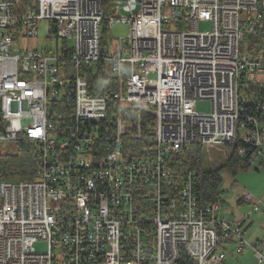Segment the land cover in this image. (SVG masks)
Listing matches in <instances>:
<instances>
[{
  "label": "built area",
  "instance_id": "built-area-1",
  "mask_svg": "<svg viewBox=\"0 0 264 264\" xmlns=\"http://www.w3.org/2000/svg\"><path fill=\"white\" fill-rule=\"evenodd\" d=\"M102 3L0 0V143L28 141L38 161L33 180H0V264H221L217 232L264 261V242L244 240L241 223L220 216L215 228L221 204L199 199L195 171L170 198L163 165L191 144L233 143L249 167L264 164V46L241 48L244 33L264 28V0H111L107 16ZM103 20L129 26L113 52L100 44ZM43 22L53 48L13 46ZM99 62L116 90L89 92L85 73ZM198 100L211 110L196 111ZM113 104L154 108L146 155L123 157L133 124L106 118ZM141 186L152 195L146 219L134 207Z\"/></svg>",
  "mask_w": 264,
  "mask_h": 264
},
{
  "label": "trees",
  "instance_id": "trees-1",
  "mask_svg": "<svg viewBox=\"0 0 264 264\" xmlns=\"http://www.w3.org/2000/svg\"><path fill=\"white\" fill-rule=\"evenodd\" d=\"M110 1L103 0L102 8L105 16L108 15ZM108 31L106 20H103L100 25V44L102 46H104L103 39L108 35ZM263 31L264 28L256 33H244L241 48L246 47L250 52L261 49L264 46ZM95 70H89L85 73L90 93L108 88L117 89L118 83L106 74L103 62H99ZM246 84L248 85V93L254 91L257 94L260 93L261 84L253 82H246ZM111 113L121 116L131 125L133 124L123 137V157L130 160L146 155L147 153L143 149L153 145L154 108L150 106L142 108L122 107L120 104H113L108 109L106 118H110ZM15 145L18 148V153L2 156L0 180L11 183L31 181L34 179V173L38 166V161L34 157V146L24 140L16 142ZM163 165L166 170L164 190L170 198H177L184 172L193 170L197 176L198 197L201 201L208 203L221 200L222 191L219 190L222 180L219 173L220 168L235 176L238 170H246L249 167L244 160L237 157L233 147L231 155L225 159L224 164L220 165L219 168H210L205 162L204 150L199 144H191L188 150H179L170 154ZM134 207L139 218L150 217L153 209L152 195L148 193L146 187H138L134 192ZM181 261L186 263L185 258H182Z\"/></svg>",
  "mask_w": 264,
  "mask_h": 264
},
{
  "label": "rangeland",
  "instance_id": "rangeland-1",
  "mask_svg": "<svg viewBox=\"0 0 264 264\" xmlns=\"http://www.w3.org/2000/svg\"><path fill=\"white\" fill-rule=\"evenodd\" d=\"M212 27L210 21H199L197 24V29L199 32H204L210 30ZM108 35L104 37V46H101L102 49L105 51H114V45L117 42L118 38H126L127 34L129 33V26L126 24H123L121 22H114L112 25L109 26ZM164 30H168V28L164 25ZM49 36L52 37V39L49 38ZM263 39H264V31H263ZM243 41V39H242ZM241 41V43H242ZM55 45V37L48 33V30L46 29V25L43 22L40 25V31L38 33L37 38H31L26 39L21 42L18 40L15 41L13 46H19L21 49H32V48H45L50 49L53 48ZM196 111L207 113L211 110V104L208 100H198L196 102ZM0 149H1V156L10 155L14 153H18V148L16 145L7 144V143H0ZM204 155H205V162L208 167L210 168H219L220 165L224 164V161L227 157H229L233 151L232 146H224L221 145L219 147L209 148L206 150V148H203ZM219 173L221 175V183L219 185V190L222 191V194L220 195L221 200H219L220 204L221 201L223 203L218 208V212H216L215 217V228L218 226L216 221L219 219L220 216H225L223 210H234L233 207L240 208L241 206H245V203H240V201L235 202L236 199H240L243 196H246V194H251L253 198V188L257 186V180L256 179V171L254 170L253 166L247 167V169H240L238 170L237 174L235 176H232L229 174L225 169H219ZM236 214V212H235ZM246 216H248L246 214ZM226 219L228 221L232 222H239L241 223V226L243 225V221L241 220H230L229 217H232L230 213L228 215L226 214ZM217 231V230H216ZM218 247L221 249L226 256V246L228 244L235 243V239H226L222 240L221 236L218 234ZM242 237L243 236V229H242ZM245 240V239H244ZM235 246V244H234ZM46 244L45 242L39 241L35 243V248L39 252H43L45 250ZM235 248V247H234ZM235 252V250H234ZM225 259V257H224ZM224 262V260H223Z\"/></svg>",
  "mask_w": 264,
  "mask_h": 264
},
{
  "label": "crops",
  "instance_id": "crops-1",
  "mask_svg": "<svg viewBox=\"0 0 264 264\" xmlns=\"http://www.w3.org/2000/svg\"><path fill=\"white\" fill-rule=\"evenodd\" d=\"M256 171L257 186L253 188V198L243 196L236 199L235 202L245 203L240 208L233 207L234 210H223L224 215L230 213V220L243 221L242 229L244 239L249 243L264 242V164L253 167ZM255 201H259V209L254 211L251 216H246L248 210ZM222 207L223 203L221 201ZM236 212V214H235ZM236 243V242H235ZM228 244L226 248V256L221 264H264V261L258 262L249 248H244L241 253L234 252V244Z\"/></svg>",
  "mask_w": 264,
  "mask_h": 264
},
{
  "label": "bare ground",
  "instance_id": "bare-ground-1",
  "mask_svg": "<svg viewBox=\"0 0 264 264\" xmlns=\"http://www.w3.org/2000/svg\"><path fill=\"white\" fill-rule=\"evenodd\" d=\"M233 147H234L235 154L237 156H241L240 143H233ZM248 153H255V145H248Z\"/></svg>",
  "mask_w": 264,
  "mask_h": 264
}]
</instances>
